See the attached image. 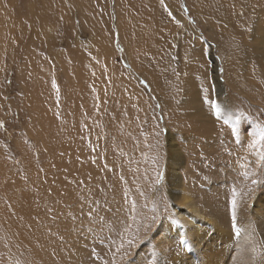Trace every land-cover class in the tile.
<instances>
[{"label": "rangeland", "instance_id": "obj_1", "mask_svg": "<svg viewBox=\"0 0 264 264\" xmlns=\"http://www.w3.org/2000/svg\"><path fill=\"white\" fill-rule=\"evenodd\" d=\"M0 5V264H32L46 247L55 256L69 229L91 234L88 264H105L106 246L128 228L113 254L123 263L129 242L167 213L164 196L175 214L164 174L177 146L193 187L223 198L233 186L239 198L264 187V142L246 149L264 129V0ZM192 93L219 106L208 124L233 137L198 138ZM173 94L197 110L195 123L190 112L169 116Z\"/></svg>", "mask_w": 264, "mask_h": 264}, {"label": "bare ground", "instance_id": "obj_2", "mask_svg": "<svg viewBox=\"0 0 264 264\" xmlns=\"http://www.w3.org/2000/svg\"><path fill=\"white\" fill-rule=\"evenodd\" d=\"M86 9H92V8L89 6V4H87ZM130 37L132 42L134 41L133 38L136 39L135 30L133 29L131 30ZM126 45L129 47L127 43ZM102 60H104V58H102ZM194 90L197 91L196 89ZM125 91L130 93L136 92L134 91V88L130 85L129 86L126 85ZM197 93L199 92L197 91ZM193 94L194 93H192L190 97L186 98L187 100L185 99L186 100L185 103L188 106H191V108L193 109L194 106L197 105L202 107V111L198 112L199 117H201V115L203 117L204 122L202 124L200 125L198 124L197 126V123H195L196 118L198 116L197 113L195 114V111L197 110H192L191 108L188 107H186V109L185 108L183 109V106L181 105V103L177 98L178 96L174 94H173L174 97L172 95L170 98L171 114L169 116H172V118L175 117L179 118L181 117L180 111L182 115L190 112L192 115H190L189 120L190 122H194L196 124V128L198 127V130L195 129L196 132H198V135L200 136L199 137L197 135L198 138L200 139L203 138L205 141L207 140L215 141V139L218 140V138L223 140V138L226 139V137H233L230 135L233 133H231V130H229L227 127L226 128L218 127L224 123L221 124L220 122L214 121L212 124H208L212 122V120H214L213 118L214 116L213 117L211 116L212 112L210 111L212 109L211 107L212 104L204 103L203 101H202L203 103H201V100L196 96H194ZM195 101L198 102L197 105H195ZM205 106H206V110H205ZM208 107H210L209 110ZM176 109L178 113L173 114L176 111ZM181 119H179L177 122L178 123L177 125L179 127L181 126L182 122L183 123L185 122L184 118ZM186 136L195 138L196 135L193 136L192 134L190 135L187 134ZM173 143L174 141L171 138V142L169 143L170 147H173ZM249 148L250 147L246 149ZM174 150L175 151L178 150L177 154L175 155V160L173 162L174 164L170 163L173 164L172 166L170 165L171 166L170 168L166 165L165 168L167 169V171H165L166 173L164 175H166L170 185H172L170 194H172L174 199H176L177 207L175 208V214L173 210L167 207L168 201L164 196V199L166 201L163 200L164 201L163 204L165 206L164 209L166 210L167 213L165 214L164 217H161V215L159 216L157 212L156 216L152 219V221L150 220L151 221L150 229L148 230L145 229L146 230L145 232L139 234L138 237L135 238L130 248L127 249L124 262L121 264H264V187L259 188L258 186V187H254L251 191H245L242 194L241 198H239L237 195L238 190L236 188L238 186L232 187V189H234L233 190L234 192L232 191V189L230 192L227 191V194L224 198H223L224 194L222 197L221 195H217V196L211 195L207 193L205 189H202L199 186L195 185L194 188L193 183L195 181L191 180L193 183L192 182L189 183L190 180H188V177H186L188 173L185 174L183 171V165H186L183 164L182 162L185 161L183 160L184 159L182 153L183 149L180 150V147L177 146V149ZM243 150L244 149L241 147L240 150L236 152V154H243V157L246 159L247 156L245 155V153H243L244 152ZM251 152L255 154L254 150ZM255 156L257 157L256 159L259 158L258 157L259 154L257 152ZM255 156L251 155V161L254 160ZM235 168L237 170L238 169L244 170L247 167L236 166ZM162 183L164 184V182ZM211 187L213 186L211 185ZM213 193H215V191H213ZM176 214L178 215L175 216ZM72 230L69 229L68 235L64 239L65 243L63 242L64 245L62 247H58L57 245V247L54 248V252L56 253V255L53 257L49 256L50 255L49 249L47 247L44 248L42 242L36 243L38 245L36 251L40 252L44 248L43 249L44 254L42 255L43 257L41 258V260L37 259L36 257H33L31 259V263L32 264H88L86 255H87V250L88 249L90 250V248H92L91 247L92 242L90 240L92 238L91 234H89L88 231H78L72 233ZM125 232L128 233V228H125V231L123 230V232L120 233V235L119 233H117V235L115 236L112 235L113 242L111 244H108L107 246L105 245L106 249L108 248L109 251H112V254L109 253L105 258L106 259L105 264H118L119 260L118 258H115L113 254L122 246L123 243H126L125 241H127L126 239L127 237L123 238V236H125ZM31 248L34 249L33 247ZM64 252L65 255H63ZM102 264L104 263L102 262Z\"/></svg>", "mask_w": 264, "mask_h": 264}, {"label": "snow or ice", "instance_id": "obj_3", "mask_svg": "<svg viewBox=\"0 0 264 264\" xmlns=\"http://www.w3.org/2000/svg\"><path fill=\"white\" fill-rule=\"evenodd\" d=\"M211 107L216 112L217 115L220 114L219 106L215 102H212ZM225 122L227 123V121H225ZM233 131L235 132L236 129H233ZM261 142H264V129H260L258 131L257 139H253L252 142L250 143L249 147L250 148H255L258 144H261ZM131 243L132 242L130 241L129 244L131 245ZM121 247H123V246H121Z\"/></svg>", "mask_w": 264, "mask_h": 264}]
</instances>
